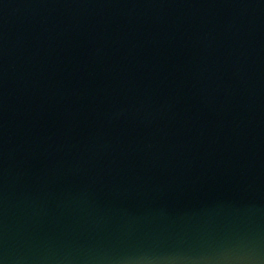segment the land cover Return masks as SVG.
Segmentation results:
<instances>
[{"label": "water", "instance_id": "water-1", "mask_svg": "<svg viewBox=\"0 0 264 264\" xmlns=\"http://www.w3.org/2000/svg\"><path fill=\"white\" fill-rule=\"evenodd\" d=\"M0 264H264V0H0Z\"/></svg>", "mask_w": 264, "mask_h": 264}]
</instances>
